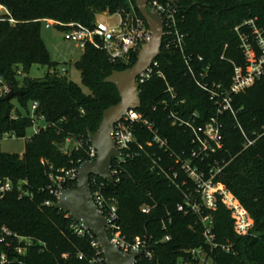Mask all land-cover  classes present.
I'll use <instances>...</instances> for the list:
<instances>
[{"label":"trees","instance_id":"trees-1","mask_svg":"<svg viewBox=\"0 0 264 264\" xmlns=\"http://www.w3.org/2000/svg\"><path fill=\"white\" fill-rule=\"evenodd\" d=\"M0 3L17 21L11 24L0 17V76L24 91L15 97L22 106L27 108L29 102H37L35 113L46 120V125L27 141L23 155L0 148V176L10 177L15 183L14 190L0 196V228L34 238L35 243L21 257L20 264H92L97 255L92 246L95 236L87 232L76 234L73 224L79 222L68 212L55 208L57 196L53 190L57 186L53 178L64 176L89 158L88 130L96 131L103 111L120 101L117 87L104 79L114 70L132 66L137 54L129 63L113 62L104 50L88 44L75 65L89 92L66 73L55 71L33 78L29 71L34 64H54L41 36L42 18L92 26L96 15L103 11L124 12L131 5L139 11L135 0H0ZM173 5L178 30L185 35L186 52L203 56L202 64L211 67V78L228 86L234 65H246L235 28L242 26L249 32L244 22L253 19L264 31V0H177ZM157 61L177 99L173 100L166 92L163 78L153 76L141 84L140 113L167 139L168 149L150 144L153 133L136 123L139 144L132 145L131 155L119 162L114 183L96 177L105 197L117 203L122 234L131 241L142 237L151 246L153 257L143 255L136 264H183V261L197 264L193 249H203L214 264H264V76L234 97L239 110L236 117L229 113L221 115L223 148L203 160H195L205 179L216 171L214 181L223 183L247 209L253 227L240 235L234 230L230 210L221 201L215 210L177 209L186 194L199 196L197 184L188 177L178 157L190 156L196 146L187 129L172 125L169 112L172 109L188 117L197 111L204 122L216 113L217 107L186 74L180 52L165 47V39ZM162 101L166 104H161ZM14 109L11 100L0 98V141L7 131L24 137L33 124L31 116L18 111L17 115L12 114ZM247 138L255 142L246 146ZM71 139L77 145L66 153L62 148ZM153 159L157 161L155 168ZM116 164L118 161L113 160V167ZM20 182L29 195L21 194ZM76 183V179L69 177L62 182L66 188H75ZM143 205L151 206V211L144 213ZM210 214L214 216L212 234L216 246H210L203 234V218ZM224 246L230 249H223ZM1 252L10 254L11 247L0 243Z\"/></svg>","mask_w":264,"mask_h":264},{"label":"built area","instance_id":"built-area-1","mask_svg":"<svg viewBox=\"0 0 264 264\" xmlns=\"http://www.w3.org/2000/svg\"><path fill=\"white\" fill-rule=\"evenodd\" d=\"M148 8H155L159 10L164 20V35L165 47H174L178 50L183 58L185 64V72L188 74L195 84L209 96V99L216 105V113L208 120L201 122V114L197 111L193 112L190 116L184 117L174 110H170L169 116L172 120L173 126H181L187 129L191 136L192 142L195 144V149L191 152L190 156L181 158L182 168L187 173L188 177L194 180L197 184V194H186L182 203L178 204V211L187 212L194 211L200 212L202 207L210 210L217 208L218 202L221 201L231 212L235 219L238 231L243 233L251 225L252 218L247 209L242 205L240 200L221 182L214 181L216 171H212L210 178L205 179L204 173L199 171L195 164V160H203L210 153L223 148L224 136L222 133L223 123L221 115L229 113L236 117L238 108L234 105V97L244 91L246 88L254 85L258 80L264 76V31L260 29L253 19L244 22V25L249 26L250 31L246 32L242 26H237L235 31L240 40V47L245 55L246 65H234L231 83L226 86L222 81H217L211 78L210 65H203L204 58L201 55L189 54L185 50L184 39L185 35L182 34L177 27L176 8L172 2H162L160 0H149ZM108 13V12H107ZM121 15L120 24L117 27H111L107 23L95 20L92 26L85 25L79 21L64 22L58 19L42 18V22L46 23V27L57 26L64 30L65 38L74 41L83 50L88 44L104 50L113 62L129 63L135 54L152 39V32L148 26L146 19L138 13L133 6L124 12H119ZM0 17L8 20L11 24L17 23L12 17L9 9L0 3ZM166 27V30H165ZM163 44V43H162ZM162 50V48H161ZM224 58V55L222 56ZM62 73H65L63 71ZM153 76H159L166 82V92L174 100L177 99V93L174 87L168 82L164 72L160 69V64L157 58L152 64L145 69L138 77L137 81L141 84L150 80ZM9 92L7 82L0 76V98L5 97ZM183 103L184 101H180ZM161 104H166L162 101ZM38 103L34 102L31 106L32 120L33 116L44 118L42 115H36ZM140 123L146 126L152 133L153 138L150 144H157L160 148L168 149V141L163 138L158 129L149 120L143 118L140 109H129L124 114L123 118L119 120L113 127L112 137L114 140L115 148L121 152V157L115 158L118 161L111 167V174L114 175L118 172L119 162L125 160L130 156L131 147L138 143V138L135 132V124ZM39 128L36 132H38ZM4 134L16 135L13 131L4 132ZM69 141V140H68ZM255 140L247 138L246 146L252 145ZM64 151V150H63ZM69 152V151H64ZM89 158L87 160H94L97 157V149L90 143L88 150ZM157 161L153 159V167ZM79 168V167H78ZM78 168H72L66 174L58 175L53 178L54 182L62 183L65 178L76 179L78 176ZM97 176H92L90 179V186L92 191L93 201L107 218V233L122 252L132 254L143 250L133 264H136L138 259L145 255L148 258L153 257L150 244L146 239L137 236L133 241L128 240L125 234H122V227L119 222L118 206L114 199H107L102 191V184H98ZM26 183V181H25ZM23 182H20L19 190L21 194L29 195L30 192L23 188ZM15 188V183L10 177L0 176V196L11 192ZM53 193L59 196L58 187L53 190ZM47 204H50L47 202ZM144 213H149L152 209L149 205L141 207ZM204 222V237L210 246H216L214 236L212 234L211 219L209 216L203 218ZM74 231L78 235H84L86 232L93 234L82 226L81 223L73 224ZM165 227V226H164ZM3 243L7 247H11V253H0V264H20L23 263L21 257L24 256L28 249L35 243L31 236H22L16 232L9 230L6 227H1ZM245 233V234H246ZM94 235V234H93ZM166 239H170L169 236ZM92 246L97 250V255L91 260L92 264H108L103 250L95 237L92 240ZM223 249L229 250L230 248L224 246ZM192 254L199 261L203 249H193ZM206 255V254H205ZM83 258L82 255L79 256ZM183 264L188 262L183 261Z\"/></svg>","mask_w":264,"mask_h":264},{"label":"water","instance_id":"water-1","mask_svg":"<svg viewBox=\"0 0 264 264\" xmlns=\"http://www.w3.org/2000/svg\"><path fill=\"white\" fill-rule=\"evenodd\" d=\"M170 1L173 4L177 2ZM148 2L149 0H135L139 13L146 19L152 32L151 41L140 50L132 66L124 70H114L104 79V82L117 87L120 101L103 111L101 123L96 131L87 132L90 143L97 149V157L94 160H84L80 164L75 188H66L62 183L56 182L60 193L55 208L68 212L75 221L94 234L108 264H133L143 254V250L132 254L124 253L112 242L106 229L108 220L93 201L90 179L92 176H98L111 184L114 183L111 167L113 160L121 157V152L114 146L113 127L123 118L126 111L141 108L142 98L137 77L161 54L164 20L159 10L148 8ZM7 84L9 92L4 97L5 101L24 93L16 89L11 82ZM10 113L9 110L7 116Z\"/></svg>","mask_w":264,"mask_h":264},{"label":"rangeland","instance_id":"rangeland-1","mask_svg":"<svg viewBox=\"0 0 264 264\" xmlns=\"http://www.w3.org/2000/svg\"><path fill=\"white\" fill-rule=\"evenodd\" d=\"M120 18L121 15L119 12L115 13H107L106 11H103L101 13H98L96 15L97 21H102L107 23L111 27H117L120 24ZM41 36L43 40L45 41L47 48L49 50L50 58L54 62L52 65H40V64H34L30 71L29 75L33 78H42L49 72H63L65 73L76 83L81 85L85 92H89L88 88H86L82 84V78H81V72L79 69H77L75 63L79 61L83 54V49L74 41L67 40L65 38L64 30L57 27V26H51L46 27V23L42 24L41 28ZM12 104L14 105L15 109L12 114L17 115V111L23 115V116H31V106L33 102H29L27 108L22 106L17 98L11 99ZM35 119V122L31 124L27 130L24 137H17L16 135L11 134H4L0 141V148L3 152L8 153H17L19 155H23L26 149V143L27 141L33 136L36 131L39 128H42L46 125V120L44 118H38L37 116H33ZM77 145L75 140H69L66 142V144L63 146L64 151H70L72 148H74ZM231 212V211H230ZM211 219V225L213 224V214H210ZM231 217L234 220V230L237 234L244 235L246 231L241 233V231H238L235 223V219L232 216ZM253 220L251 221V225H249V228L247 230L250 231L253 227ZM2 233L0 232V243H3L1 241L2 239ZM197 264H214L213 260L209 257H207L204 253L201 255V258L199 261H197Z\"/></svg>","mask_w":264,"mask_h":264}]
</instances>
